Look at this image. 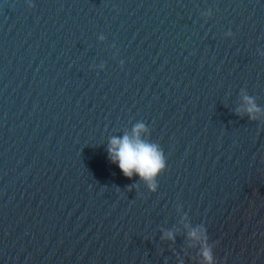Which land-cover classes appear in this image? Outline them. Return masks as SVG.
Wrapping results in <instances>:
<instances>
[{
	"label": "water",
	"instance_id": "95a60500",
	"mask_svg": "<svg viewBox=\"0 0 264 264\" xmlns=\"http://www.w3.org/2000/svg\"><path fill=\"white\" fill-rule=\"evenodd\" d=\"M262 52L264 0H0V264H264Z\"/></svg>",
	"mask_w": 264,
	"mask_h": 264
},
{
	"label": "clouds",
	"instance_id": "9594fccd",
	"mask_svg": "<svg viewBox=\"0 0 264 264\" xmlns=\"http://www.w3.org/2000/svg\"><path fill=\"white\" fill-rule=\"evenodd\" d=\"M33 6L31 3L29 4V7ZM207 14H211V12ZM228 34L231 35L232 33L229 32ZM261 55L264 56V52ZM100 67L104 66L100 65ZM244 100L247 107L243 112H238V115L247 114L252 121L264 116V110L256 105L254 99L245 96ZM147 131L148 129L143 122L137 123L132 136L124 135L122 138H111L108 153L110 161L119 166L125 177L133 179L134 176L138 175L147 184L149 190L155 193L158 188V178L167 170V161L158 144L142 139V134ZM164 238L173 243L176 240L175 234L171 232L166 233ZM189 238L192 240H201L202 238L201 256L205 264H216L213 250L208 246L209 237L206 229L202 237L197 229H193ZM180 264H183V261H180Z\"/></svg>",
	"mask_w": 264,
	"mask_h": 264
}]
</instances>
